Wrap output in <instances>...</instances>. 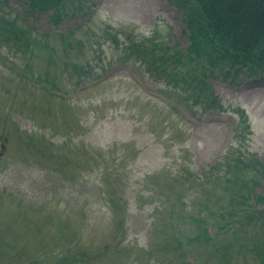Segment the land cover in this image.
Instances as JSON below:
<instances>
[{
  "label": "rangeland",
  "instance_id": "rangeland-1",
  "mask_svg": "<svg viewBox=\"0 0 264 264\" xmlns=\"http://www.w3.org/2000/svg\"><path fill=\"white\" fill-rule=\"evenodd\" d=\"M163 3L87 0L79 8L69 6L54 28L47 13L26 15L23 0L9 1L26 17L30 34L40 38L49 33L54 48L38 43L25 49L22 41H0V226L12 231L9 236L0 233V244L12 247L3 262L17 255L18 264H31L29 257L20 258L26 250L33 256L41 251L34 264H48L52 256L64 264L66 258L56 252L44 260L43 246L53 236L42 240L41 234L30 244L21 237L26 224L35 225L33 232L41 221L46 222L41 232L55 229V213L58 222H67L56 244L69 245L70 253L80 241L79 256L71 264H105L102 256L115 258L107 264H156L141 249L152 240L151 211L159 209L169 175L154 182L143 176L160 168L176 172L186 163L199 173L220 161L233 143L237 116L232 107L240 106L247 114L243 148L264 161V83L212 79L214 92L228 108L224 115L203 113L199 100L166 94L170 88L179 90L172 80L177 63L172 62L174 51L184 50L187 39L180 15ZM64 33L65 42L60 37ZM147 39L176 48L158 72L132 63L136 44ZM96 163L100 166L92 173ZM123 173H128V181ZM256 192L264 194V176ZM18 200L36 213H20L23 208L14 206ZM18 231L21 236L12 239ZM123 231L132 247L129 257L116 251ZM35 233L27 232V238Z\"/></svg>",
  "mask_w": 264,
  "mask_h": 264
},
{
  "label": "trees",
  "instance_id": "trees-1",
  "mask_svg": "<svg viewBox=\"0 0 264 264\" xmlns=\"http://www.w3.org/2000/svg\"><path fill=\"white\" fill-rule=\"evenodd\" d=\"M9 1L0 0V41L4 44L15 40L22 41V47L25 49H28L30 44L37 47L38 43L41 47L53 49L48 43L50 34H39L40 38L32 36L28 30L29 26L25 25L26 17L16 13L10 7ZM85 1L87 0H23L26 6L23 13H47L49 20L56 26L69 12V6L79 8V3ZM168 1L175 5L190 30L188 53H175L176 58L172 62L181 63L177 66L178 70L173 69L172 72L186 74L177 77L178 84L185 86L181 87V94L191 96L196 102L198 99L195 94H198L199 102L204 107L225 110L220 99L204 80L206 76H218L232 83H240L245 79L264 80V0ZM60 37L62 41H66L65 33ZM157 46L158 44L149 39L136 44L138 50L135 63L139 61L142 66L146 65V70L150 73H153V69L157 72V68L164 69L162 61H166L169 53L173 51L172 47L166 45L158 46L162 51L158 52ZM172 80L176 81V74ZM233 111L238 117L232 136L233 143L220 161H214L199 173L195 172L191 165L186 167V163L180 165L176 172L162 169L144 177L143 180L154 182L162 179L165 173L169 175L161 188L164 196L159 200L160 207L152 211V240L141 249L149 261L162 264L164 260H172L177 264L176 262L181 260L184 264H194L183 261L189 247L196 260L195 264H264V195L256 192L264 176V161L255 153L246 152L243 148L242 142L247 134L245 128L248 126L245 109L236 107ZM40 143L41 147L45 146L43 140ZM48 157L54 156L48 153ZM94 158L89 156V159ZM98 166L99 163H96L93 169ZM217 189L221 190L220 193H216ZM11 204L13 206V203ZM258 204L263 207L258 209ZM14 206L23 208L20 213H36L32 212L29 203L20 200ZM24 219L29 221L31 217L25 214ZM45 223L41 221L36 225L39 226L35 227L36 231L39 228L37 233L31 231L35 225L29 228L30 224H26V227L21 229L24 236L18 231L12 239L21 236L30 244L39 240L42 234V240L53 236L61 241L55 229L41 232L43 228L46 229ZM211 226L215 227L213 233L209 230ZM57 229L59 232L58 226ZM120 230L121 227H118L119 232ZM8 232L12 231L6 226H0V233ZM27 232L35 234L27 238ZM123 232V241L116 251L129 257L132 247L124 242L125 231ZM54 239H49L51 242L43 246L44 260L48 254L56 252L61 258H66L64 264H70L79 256V246H75L69 253V245H57ZM4 244H0V261L12 248L10 243ZM199 248L207 250L200 251ZM29 250H33V247H29ZM246 250L253 256L246 259L243 256ZM39 252L33 256L24 250L20 258L23 260L29 257L28 259L33 260L31 264H34L41 257ZM52 257L48 264H61L58 256ZM17 258L15 255L11 256L10 260L1 262L18 264L14 260Z\"/></svg>",
  "mask_w": 264,
  "mask_h": 264
}]
</instances>
